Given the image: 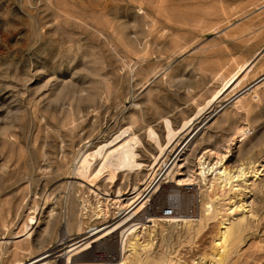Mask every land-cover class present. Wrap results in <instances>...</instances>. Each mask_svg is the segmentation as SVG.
<instances>
[{"label":"rangeland","instance_id":"obj_1","mask_svg":"<svg viewBox=\"0 0 264 264\" xmlns=\"http://www.w3.org/2000/svg\"><path fill=\"white\" fill-rule=\"evenodd\" d=\"M257 53L241 86L226 101L218 100L203 123L202 118L195 121L176 152L168 153L152 175L145 170L126 181L141 192L134 206L148 199L135 222L150 226L146 221L164 215L166 207L177 218L197 219L207 201L204 183L177 187L175 174L166 176L190 140L181 162L185 176L178 178L195 170L196 157L205 149L228 144L227 169L259 163L258 178H247V188L240 183L233 198L248 210L247 226L222 264H264V84L256 91L258 98L252 99L253 93L245 97L249 113L234 106L238 95L264 79V0H0V264H11L18 243L17 253L32 264L41 256L29 254L47 245L53 249L70 241L65 248L103 228L113 229L126 212L109 203L101 213L93 195L69 184L75 181L69 177L82 143L93 139L94 147L132 124L143 143L140 158L147 163L155 148L144 137L145 128L161 135L162 116H169L174 127L193 117L213 88L221 89L237 64L252 61ZM70 116L73 124H67ZM239 126L250 129L248 137L228 142ZM54 130L68 135L65 143ZM127 183L121 185L123 192L129 191ZM156 183L157 191L149 193ZM102 188L113 196L114 188ZM48 206L59 225L38 215ZM33 215L31 225L27 216ZM77 221L86 233L78 235ZM26 224L32 230L21 236ZM196 228V222L156 227L150 258L157 264L195 252L198 258L205 245L194 248ZM143 236L147 239L148 233ZM118 241L115 232L93 244L94 251L112 261L118 257ZM67 251L38 264H65Z\"/></svg>","mask_w":264,"mask_h":264},{"label":"bare ground","instance_id":"obj_2","mask_svg":"<svg viewBox=\"0 0 264 264\" xmlns=\"http://www.w3.org/2000/svg\"><path fill=\"white\" fill-rule=\"evenodd\" d=\"M260 55V53H257L252 61L245 60L237 64L236 71L225 80L222 88L219 90L213 88L210 97L205 100L204 104L196 106V112L193 117L188 116L184 118L177 127H174L169 116H162L161 123L163 131L161 135H159L153 127L147 126L144 130V137L155 148V154L151 155V159L147 163L142 162L140 158L139 150L143 148V143L140 135L133 130L132 124L126 127H119L108 139L94 145V147H91L93 139L86 138L87 140L82 143L81 149H79L75 158L73 174L69 177L75 181H70L69 184L86 189L88 194L93 195L99 204V212L105 214L108 204L110 203L114 205L118 211L123 210L126 213L113 225V229L112 227L108 229L103 228L65 248L64 246L70 243V241H65L53 249L49 248L47 245L38 252L35 251L30 253V257L40 253L32 259L41 256L39 260L32 264H38L54 255H56L55 257L57 258L61 257L62 252L66 249H68V251L65 253V264H157L150 258L152 234L155 228H163L165 224L172 225L180 222L184 225L196 222L197 228L194 248L198 249L199 246L201 247L203 245H205V247L198 258H196L198 252H195L191 253L190 256L177 257L176 260L170 258L167 260V264H222L226 262L238 247L247 226L245 221L248 210L243 204L236 203L233 198H236L239 194L241 189L240 183H245L247 188V186L250 185L247 182V178H258L259 172L256 170L255 166L257 163L255 161L246 163L241 162L237 164L235 169L229 170L224 166L226 159L229 157V144L221 148H207L199 157H196V162L194 164L195 170L189 171L188 174H186V178H178L180 176H185V174L181 172V169L184 168L181 162L185 160L184 154L187 148L191 147L193 141L190 140L189 146H185L178 151L166 170V176L170 177V175L174 173L173 183L177 187L190 186L201 182L207 186V201L201 203V213L197 219L193 220L157 214L156 216H151L146 221V223H153L150 226H145L139 222L136 223L134 218L145 206L148 199L143 201L144 198L134 206L140 199L141 192L136 186L131 188L126 181H129L130 176L141 174L142 171L145 170L152 175L155 172V168L168 153L177 151L179 147L178 143L180 142L179 139L183 136L188 137L191 134V128L195 121L202 118L200 124L203 123V120L208 119L215 110V103L218 100L226 101L230 94L234 93V91L241 86L243 80L247 78L255 66V63H253L254 60ZM220 77L222 78L223 74H220ZM263 84L264 79L257 82L246 92L238 95L234 104L236 109H242L246 113H249L251 107L248 104L244 105V102H246L245 97L253 93L254 96L252 99L258 98V96L255 95L256 91ZM205 113L208 114L205 115ZM68 121L67 124H73V117L70 116V120ZM249 132L250 129L247 126H239L228 142H233L235 139L237 140L239 138L237 142L242 143L248 137ZM54 133L59 137L61 144L65 143L64 137L68 135L65 133L60 134L58 130H54ZM69 136L72 137V134L70 133ZM15 144L19 143L16 140H10V145ZM65 146V144L64 147L61 146V152ZM64 152L65 151L62 152V156H64ZM212 160L215 161L211 162ZM258 165L259 163L257 166ZM55 171L56 170H53L51 173ZM124 183H127L126 188L129 187L128 192L122 191L123 188L121 185ZM103 185L114 188L113 196L102 188ZM158 187L159 185L156 183L150 189L149 193H155ZM125 195L127 196L126 198H124ZM45 200L49 201L48 198ZM220 201L223 202L221 203ZM49 207L50 206L44 211H39L38 215L44 216L49 224H52L54 220V225H59L60 219L53 217L54 209ZM34 218V215L32 217L27 216V220L31 221V225L33 224ZM37 221L38 220H36L34 224H36ZM28 226V224L23 225L21 236L27 235L28 232L32 230L31 227L27 231ZM82 230L81 222L77 221L76 231L78 235L86 233L82 232ZM65 231L67 233L71 231L70 223L66 224ZM115 232H117L119 236L117 249L118 257L112 261H105L99 258L101 253L98 254L97 251H94L93 244ZM143 233H148L147 239L144 238ZM30 236L31 235H28L26 240H28ZM52 239L53 237L51 236L49 240L50 243ZM20 248L21 245L19 243L15 244L14 260L11 264L27 263V256H20L19 253H17ZM194 248H191V250H194ZM89 250L92 252L89 253ZM82 253H84L82 256H77ZM95 257L99 259H94ZM196 259H198V261H195ZM161 261H163V259ZM45 264L48 263L46 262Z\"/></svg>","mask_w":264,"mask_h":264},{"label":"built area","instance_id":"obj_3","mask_svg":"<svg viewBox=\"0 0 264 264\" xmlns=\"http://www.w3.org/2000/svg\"><path fill=\"white\" fill-rule=\"evenodd\" d=\"M164 216H172V211L168 207L163 210Z\"/></svg>","mask_w":264,"mask_h":264}]
</instances>
